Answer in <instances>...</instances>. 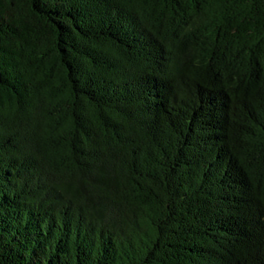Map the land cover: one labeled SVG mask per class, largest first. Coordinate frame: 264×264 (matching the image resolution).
Instances as JSON below:
<instances>
[{
    "label": "trees",
    "instance_id": "16d2710c",
    "mask_svg": "<svg viewBox=\"0 0 264 264\" xmlns=\"http://www.w3.org/2000/svg\"><path fill=\"white\" fill-rule=\"evenodd\" d=\"M0 264H264V0H0Z\"/></svg>",
    "mask_w": 264,
    "mask_h": 264
}]
</instances>
